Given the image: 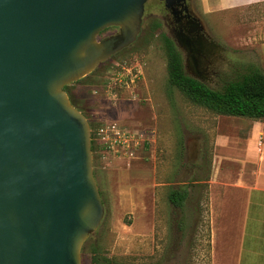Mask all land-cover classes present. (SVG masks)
<instances>
[{
    "label": "water",
    "instance_id": "water-1",
    "mask_svg": "<svg viewBox=\"0 0 264 264\" xmlns=\"http://www.w3.org/2000/svg\"><path fill=\"white\" fill-rule=\"evenodd\" d=\"M145 1L0 0V264H80L103 207L88 122L62 88L135 40ZM158 1L173 14L185 0ZM185 25L167 28L184 72L212 48L198 17Z\"/></svg>",
    "mask_w": 264,
    "mask_h": 264
},
{
    "label": "rangeland",
    "instance_id": "rangeland-1",
    "mask_svg": "<svg viewBox=\"0 0 264 264\" xmlns=\"http://www.w3.org/2000/svg\"><path fill=\"white\" fill-rule=\"evenodd\" d=\"M189 6L218 45L207 86L221 90L248 64L264 71V1L224 8L215 0H189ZM164 13L161 2L147 0L137 39L65 88L90 121H115L144 138L132 159L96 146L91 151L103 212L80 247V264H94V251L98 264H212L208 181L232 178L236 163L214 151L219 115L167 83L162 37L170 36ZM122 62H136L141 76L134 86L109 92L108 72ZM172 188L185 190L180 206L167 199Z\"/></svg>",
    "mask_w": 264,
    "mask_h": 264
},
{
    "label": "crops",
    "instance_id": "crops-1",
    "mask_svg": "<svg viewBox=\"0 0 264 264\" xmlns=\"http://www.w3.org/2000/svg\"><path fill=\"white\" fill-rule=\"evenodd\" d=\"M215 3L246 6L241 0ZM213 144L220 158L236 163V170L230 179L208 181L211 263L264 264V122L219 115Z\"/></svg>",
    "mask_w": 264,
    "mask_h": 264
},
{
    "label": "trees",
    "instance_id": "trees-1",
    "mask_svg": "<svg viewBox=\"0 0 264 264\" xmlns=\"http://www.w3.org/2000/svg\"><path fill=\"white\" fill-rule=\"evenodd\" d=\"M165 55L167 83L176 88L191 103L201 106L215 115L238 116L249 120L264 122V71L257 65H245L235 78L226 81L221 90L213 89L195 78L187 75L182 67L179 50L168 36L162 37ZM66 86H63L65 90ZM70 103L86 118L90 129V150H94L92 130L97 122H92L85 112ZM185 197L184 189H170L167 199L172 206H180ZM98 264L96 251L91 258ZM107 261V260H105Z\"/></svg>",
    "mask_w": 264,
    "mask_h": 264
},
{
    "label": "built area",
    "instance_id": "built-area-1",
    "mask_svg": "<svg viewBox=\"0 0 264 264\" xmlns=\"http://www.w3.org/2000/svg\"><path fill=\"white\" fill-rule=\"evenodd\" d=\"M140 76L141 68L136 62L115 64L108 72L107 88L112 93L115 89L126 90L134 86ZM92 138L99 150L111 151L126 159L134 158L144 141L141 132L125 128L115 121L97 123L92 130Z\"/></svg>",
    "mask_w": 264,
    "mask_h": 264
},
{
    "label": "flooded vegetation",
    "instance_id": "flooded-vegetation-1",
    "mask_svg": "<svg viewBox=\"0 0 264 264\" xmlns=\"http://www.w3.org/2000/svg\"><path fill=\"white\" fill-rule=\"evenodd\" d=\"M147 1V0H146ZM145 1V2H146ZM161 2V1H159ZM162 3V2H161ZM163 5V4H162ZM164 8V7H163ZM165 13L164 16L162 18L165 26L167 28H174V29H179V28H183L185 25V22L192 17H196L197 16L192 12L191 7L189 6V0H185L184 2H182L181 5H175L174 6V12L173 14L171 12H169L168 10L164 9ZM186 26V25H185ZM187 27V26H186ZM141 31V22H140V29L138 34L135 37V40L137 39L139 33ZM118 32L116 27L110 26V27H106L104 29H102L101 31L98 32V34L96 35V39H101V38H105V37H110V36H114L116 35ZM208 41H210L212 48L211 50L208 52L206 58H205V62H204V68L203 67H199V66H193V65H187L186 66V72H188V74H193L195 76H197L198 78L201 79V82L203 84H205V81L209 80V77L212 76V74L214 73L215 70V64L217 62V58L218 56L214 54V51H212L213 48L218 49V45L215 44L213 42V40H211L207 35L206 32L204 30L200 31ZM134 40V41H135ZM133 41V42H134ZM132 42V43H133ZM173 42V41H172ZM174 44V42H173ZM130 45V44H129ZM128 45V46H129ZM175 45V44H174ZM128 46L116 51L115 53H113L107 60H105L104 62L100 63L99 65H97L94 69L102 66L103 64H105L106 62L112 61L117 55L120 54V52H122L123 50H125ZM176 47V45H175ZM177 48V47H176ZM178 49V48H177ZM180 52V49H178ZM181 55V53H180ZM210 57V58H209ZM182 59V57H181ZM93 69V70H94ZM92 70V71H93ZM205 71L206 73H209L208 75H205ZM208 76V77H206ZM206 85V84H205ZM67 87V85H65ZM65 91V90H64ZM66 92V91H65ZM68 96V99L70 100V97L68 95V93H66Z\"/></svg>",
    "mask_w": 264,
    "mask_h": 264
},
{
    "label": "clouds",
    "instance_id": "clouds-1",
    "mask_svg": "<svg viewBox=\"0 0 264 264\" xmlns=\"http://www.w3.org/2000/svg\"><path fill=\"white\" fill-rule=\"evenodd\" d=\"M241 2L245 5L250 4L253 2V0H241Z\"/></svg>",
    "mask_w": 264,
    "mask_h": 264
}]
</instances>
